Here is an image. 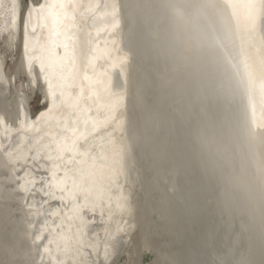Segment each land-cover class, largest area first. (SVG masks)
<instances>
[{"label":"snow or ice","instance_id":"6c2138e0","mask_svg":"<svg viewBox=\"0 0 264 264\" xmlns=\"http://www.w3.org/2000/svg\"><path fill=\"white\" fill-rule=\"evenodd\" d=\"M110 7L104 15L115 17L118 5ZM165 7L196 29L188 38L187 51L201 60L220 59L233 70L247 97L250 144L257 130L264 141V0L188 4L169 0ZM99 8L98 3L85 0H13L11 5L6 39L11 43L22 32L28 71L38 62L48 93L45 109L34 119L26 118L14 128L0 118V186L6 195L18 191L29 213L43 219L38 227L29 224L35 229L31 233L35 256L33 249L22 247L5 229V258L0 264H68L69 259L74 264H114L117 245L112 241L129 238L133 226L125 216L134 214L129 189L136 171V141L127 136L124 88L129 56L110 46L115 41L93 39L88 22L98 19ZM111 26L116 28L118 23ZM38 28L41 35L47 33L43 41L35 37ZM100 35L96 29L95 36ZM112 70H118L122 82H114ZM11 79L0 72V86ZM252 156L255 167L248 195L255 199L258 190L264 218V149L257 153L252 146ZM225 195L236 193L226 188ZM105 221L117 227H106ZM98 222L103 235L96 230ZM121 225L129 232L122 231ZM261 251L259 264H264V248ZM167 264L177 261L170 258ZM206 264L256 261L248 253L235 261L220 256Z\"/></svg>","mask_w":264,"mask_h":264},{"label":"bare ground","instance_id":"6f19581e","mask_svg":"<svg viewBox=\"0 0 264 264\" xmlns=\"http://www.w3.org/2000/svg\"><path fill=\"white\" fill-rule=\"evenodd\" d=\"M100 1L98 19L88 22V27L93 29L94 40L115 41L110 46L129 56L124 85L129 94L127 136L136 141V171L129 189L135 208L132 216H125L133 227L129 232L121 225L129 238L112 241L117 245L114 264H129L130 248L139 252L138 264H157L153 257L144 262L145 252H154L167 262L174 258L177 264H202L198 253L206 256L208 244L216 259L224 256L235 261L240 254L250 253L259 264L264 218L258 190L255 199L248 193L255 167L252 146L259 153L264 141L257 130V138L250 144L247 97L233 70L220 59L201 60L187 51L188 38L196 29L165 7L169 0H85ZM118 1L127 28L123 35L118 31L108 39L105 29L118 30L111 26L117 22L118 10L115 17L104 13L111 12L110 6ZM12 3L0 0V72L12 78L0 86V118L15 128L26 118L34 119L47 101L38 78L23 63L21 32L11 43L6 39ZM96 29L100 37L95 36ZM35 37L43 41L47 33ZM33 39L34 35L29 40ZM114 71L118 70H112L114 82H122L123 76ZM226 188L235 197L226 196ZM145 217L152 224L148 241L139 233L140 219ZM42 219L29 213L18 191L9 190L6 195L0 186V259L5 258L6 228L22 247L33 249L35 256L31 242L35 229L29 224L38 227ZM104 226L117 227L107 221ZM96 230L103 235L99 222ZM68 264L74 261L69 259Z\"/></svg>","mask_w":264,"mask_h":264},{"label":"water","instance_id":"95a60500","mask_svg":"<svg viewBox=\"0 0 264 264\" xmlns=\"http://www.w3.org/2000/svg\"><path fill=\"white\" fill-rule=\"evenodd\" d=\"M99 5H100V8H101L102 5H103V2L100 1L99 2ZM117 5H118V16H117L116 20H117V23H118V30L117 31H116V29L115 30H113V29L110 30L108 28L107 29L108 30L107 32L104 31L105 35H108V39H111L116 34V32H118V31H120L122 33V35H123V33L125 32V29L127 28L126 27L125 20H124V16L121 15V9H120V6H119V1H118ZM40 33H41V31L38 28L36 34H40ZM32 35H34V34L31 32V29L29 28V31H28V37H29V39H30V37ZM21 37H22V40H21V57H22V60H23V63L25 65V67H27V61H26V57H25V53H24V48H23V34H22V32H21ZM27 71H28V68H27ZM114 72L116 74L118 73V71H114ZM31 73H33L38 78V80L40 82V85H41V87L44 90L45 95H47V93H48L47 84H46V81L44 79V74L39 72L38 62H34L33 71ZM128 98H129V94L127 93V99ZM18 102H20V101L18 100ZM46 104H47V102L46 103H43L42 102L39 111L45 109ZM37 114L38 113H35L33 115V117L35 118V116ZM0 138H2V133L0 134ZM15 138L16 137L13 136V139H15ZM141 208H145V207H141ZM39 225H40V223L38 224V226ZM149 225H150V227L152 226L151 221H150V219L148 217H145V219L144 218H141L140 219L139 233L145 236L146 241H148V238H149V236H148L149 235V232H148ZM205 250H206V256H204V254H202V252H199L198 253V255H199L198 259L200 261L206 262V261H209V260H216L215 255L213 253V249L210 247L209 244L207 246H205ZM145 253H147L148 255H150L151 257H153L154 259H157V264H167V261H165V259L163 260L161 258V256L158 258V255H156V253H154V252H145ZM135 257H136V254H135Z\"/></svg>","mask_w":264,"mask_h":264},{"label":"rangeland","instance_id":"374dc122","mask_svg":"<svg viewBox=\"0 0 264 264\" xmlns=\"http://www.w3.org/2000/svg\"><path fill=\"white\" fill-rule=\"evenodd\" d=\"M37 108V106L35 107V109ZM135 254H136V257H135ZM138 254H139V252L138 251H135V250H132L131 248H130V250H129V254H128V256H127V259H128V261H129V264H138ZM143 260H144V262H148V261H150L151 260V256L150 255H148L147 253H144L143 254Z\"/></svg>","mask_w":264,"mask_h":264}]
</instances>
